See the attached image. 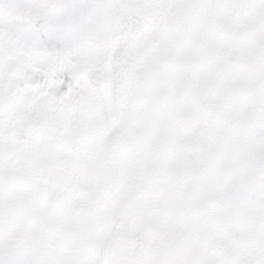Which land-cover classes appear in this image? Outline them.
<instances>
[{
	"label": "snow or ice",
	"instance_id": "6c2138e0",
	"mask_svg": "<svg viewBox=\"0 0 264 264\" xmlns=\"http://www.w3.org/2000/svg\"><path fill=\"white\" fill-rule=\"evenodd\" d=\"M0 264H264V0H0Z\"/></svg>",
	"mask_w": 264,
	"mask_h": 264
}]
</instances>
